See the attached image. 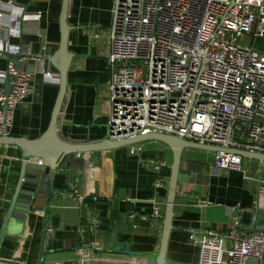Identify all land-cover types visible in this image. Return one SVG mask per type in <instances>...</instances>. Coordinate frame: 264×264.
I'll list each match as a JSON object with an SVG mask.
<instances>
[{
  "label": "crops",
  "instance_id": "crops-1",
  "mask_svg": "<svg viewBox=\"0 0 264 264\" xmlns=\"http://www.w3.org/2000/svg\"><path fill=\"white\" fill-rule=\"evenodd\" d=\"M62 1L16 0L31 12H42L38 25L49 48L44 51L41 47L43 40L36 34L38 26L32 21L22 24V36L12 42L30 47L33 55H45L50 50L53 53L60 41ZM113 2L69 0L68 24L74 27L69 50L78 56L68 72L58 134L70 143H95L108 136L110 76L106 57L111 48L104 32L111 25ZM98 32H103L102 36L95 38ZM7 63L0 58L1 69ZM52 71L58 73L55 68ZM4 86L5 82L0 81V87ZM32 86L33 91L14 109L13 122L6 133L10 137L33 140L50 124L59 84L46 81L38 72ZM214 155L212 150L194 147L182 152L165 264H198L200 247L189 238L193 232L201 235L216 231L224 237L225 248L230 249L235 230L254 233L264 227V163L247 157L253 174L245 178L238 170L214 167ZM92 156L98 157V169L91 181L77 169L55 178V189L63 191L55 192L50 202L48 228L52 230L47 229L45 248L49 252L44 261L58 264L78 260L75 251L82 246V228L88 242L98 243L88 259L92 264H158L172 171L171 149L151 140ZM22 162L19 147L0 144V232L19 183ZM74 188L89 190L81 210L67 195ZM37 204L43 205L44 201L39 199ZM156 210L163 216L154 217ZM43 214L31 211L28 223L11 218L0 247L1 262L38 264ZM93 217L99 219L95 229L91 224Z\"/></svg>",
  "mask_w": 264,
  "mask_h": 264
},
{
  "label": "built area",
  "instance_id": "built-area-1",
  "mask_svg": "<svg viewBox=\"0 0 264 264\" xmlns=\"http://www.w3.org/2000/svg\"><path fill=\"white\" fill-rule=\"evenodd\" d=\"M41 18V11L31 12L16 0H0V58L8 60L0 68V81L9 75L12 84L8 95L0 87L1 134L12 125L17 104L33 91L36 73L59 84L48 61L51 50L33 55L30 47L12 42L22 36V24L32 21L48 51ZM104 34L111 48L107 134L112 140L160 133L264 153V51L241 42L264 38V0H114ZM142 63L146 70L138 67ZM249 161L221 150L213 165L251 178ZM67 195L81 210L89 190L74 188ZM162 216L154 211V217ZM91 224L97 228L99 219L93 217ZM79 231V259L58 264H88L98 243ZM231 237L234 243L226 249L216 231L191 233L190 240L200 247L198 264H264V227L254 233L238 229Z\"/></svg>",
  "mask_w": 264,
  "mask_h": 264
},
{
  "label": "water",
  "instance_id": "water-1",
  "mask_svg": "<svg viewBox=\"0 0 264 264\" xmlns=\"http://www.w3.org/2000/svg\"><path fill=\"white\" fill-rule=\"evenodd\" d=\"M68 9L69 0H63L59 19L61 33L59 45L48 58L51 67L55 68L59 73V92L48 128L42 135L33 140L20 137H10L7 134L0 135L1 145H14L19 147L22 150L23 157L19 183L12 198L3 229L0 232V247L12 217L24 220L28 223L31 211H41L44 214L38 264H46L44 257L49 252V250L45 248V243L49 224L48 215L50 202L55 192L63 191V189H55L54 182L57 174L67 176V171L69 169H77L79 174L83 172L86 179H92L93 172L98 169L96 164L98 157H93L92 154L115 150L121 147L152 140L163 142L173 153V162L171 165L172 171L169 180V191L164 215V232L161 249L157 257L158 264H165L168 239L170 232L173 229L172 221L175 214L174 205L176 187L179 173L181 171L180 162L183 150L188 147L207 149L214 152L223 150L238 153L244 157L254 158L263 163L264 153L251 152L238 148L223 149L211 144H200L189 141L180 135L160 133L139 135L137 137L123 140H112L107 136L102 141L86 144L70 143L61 139L58 134V119L67 92L68 72L74 59L78 56L69 50L70 33L74 27L68 24ZM21 56L22 54L9 55L10 58ZM106 59L109 63L110 57H106ZM11 89V77L8 75L4 86V92L8 95ZM87 168H89L90 171L87 172ZM39 199L44 201L43 205L37 204ZM0 264L7 263L0 261Z\"/></svg>",
  "mask_w": 264,
  "mask_h": 264
},
{
  "label": "rangeland",
  "instance_id": "rangeland-1",
  "mask_svg": "<svg viewBox=\"0 0 264 264\" xmlns=\"http://www.w3.org/2000/svg\"><path fill=\"white\" fill-rule=\"evenodd\" d=\"M241 42H243L244 44H249L250 46H252V47H255V48H257V49H259L260 51H264V38H252V36L250 37V38H243L242 40H241ZM138 67L140 68V69H144V70H146V66L145 65H143V63L142 64H139L138 65ZM149 141V140H148ZM157 143H163V142H160V141H156ZM141 143H143V142H141ZM140 143V144H141ZM60 259H62L61 257H60ZM89 259H91V258H89ZM93 262H89L88 261V264H92ZM57 264V263H56ZM95 264V263H94Z\"/></svg>",
  "mask_w": 264,
  "mask_h": 264
},
{
  "label": "trees",
  "instance_id": "trees-1",
  "mask_svg": "<svg viewBox=\"0 0 264 264\" xmlns=\"http://www.w3.org/2000/svg\"><path fill=\"white\" fill-rule=\"evenodd\" d=\"M55 50V49H54ZM54 50H53V52H54Z\"/></svg>",
  "mask_w": 264,
  "mask_h": 264
}]
</instances>
